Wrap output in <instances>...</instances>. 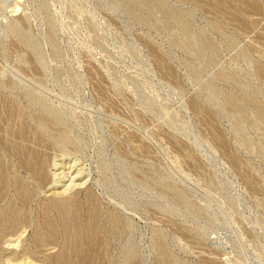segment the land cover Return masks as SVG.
<instances>
[{"label":"rangeland","instance_id":"374dc122","mask_svg":"<svg viewBox=\"0 0 264 264\" xmlns=\"http://www.w3.org/2000/svg\"><path fill=\"white\" fill-rule=\"evenodd\" d=\"M0 125V264H264V0H0Z\"/></svg>","mask_w":264,"mask_h":264},{"label":"bare ground","instance_id":"6f19581e","mask_svg":"<svg viewBox=\"0 0 264 264\" xmlns=\"http://www.w3.org/2000/svg\"><path fill=\"white\" fill-rule=\"evenodd\" d=\"M15 10V9H14ZM17 10V9H16ZM15 10V11H16ZM44 121V120H43ZM48 121V120H47ZM46 125V124H45ZM1 126V125H0ZM8 130V129H7ZM24 136V135H23ZM25 138V137H24ZM2 141V140H1ZM20 145V144H19ZM19 149V148H18ZM20 150V149H19ZM18 150V151H19ZM35 152V151H34ZM19 154V153H18ZM39 154V153H38ZM26 157V156H25ZM36 158V157H35ZM21 159H24V158H21ZM25 160V159H24ZM21 162H22V160H20ZM24 163H26L25 161H24ZM26 164H28V169L27 170H30V171H33V175L36 177L37 176V178H39V180L41 179V181H42V179L45 177L46 178V176H44V174L41 172V171H37V169L35 168V166H34V161L33 162H31V163H26ZM25 164V165H26ZM73 174V173H72ZM34 178V177H33ZM36 178V179H37ZM74 178L75 177H73L72 178V180H71V182H69L66 186H65V189H62V193L64 192V190H66V189H69L70 187H72V186H74L75 185V183L73 182L74 181ZM46 180V179H45ZM18 185V184H17ZM64 186V185H63ZM19 190V189H18ZM19 192V191H18ZM29 193V192H28ZM61 196H63V195H61ZM66 196V195H65ZM56 202V201H55ZM28 205V204H27ZM9 214V213H8ZM39 231V230H38ZM40 233V232H39ZM55 259V258H54ZM54 262V261H53Z\"/></svg>","mask_w":264,"mask_h":264}]
</instances>
